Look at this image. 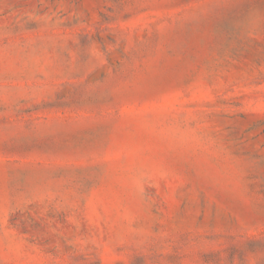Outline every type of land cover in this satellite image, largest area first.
I'll return each mask as SVG.
<instances>
[{
    "label": "rangeland",
    "instance_id": "rangeland-1",
    "mask_svg": "<svg viewBox=\"0 0 264 264\" xmlns=\"http://www.w3.org/2000/svg\"><path fill=\"white\" fill-rule=\"evenodd\" d=\"M0 264H264V0H0Z\"/></svg>",
    "mask_w": 264,
    "mask_h": 264
}]
</instances>
